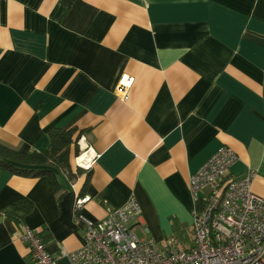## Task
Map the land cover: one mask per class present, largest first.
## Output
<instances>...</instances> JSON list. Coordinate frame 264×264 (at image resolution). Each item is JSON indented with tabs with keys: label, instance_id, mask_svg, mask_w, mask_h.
Returning a JSON list of instances; mask_svg holds the SVG:
<instances>
[{
	"label": "crops",
	"instance_id": "0c3cea01",
	"mask_svg": "<svg viewBox=\"0 0 264 264\" xmlns=\"http://www.w3.org/2000/svg\"><path fill=\"white\" fill-rule=\"evenodd\" d=\"M52 127L78 136L71 172L52 169L53 189L0 169V264H33L25 227L51 254L78 250L83 196L102 219L134 194L139 237L191 246L189 176L221 146L238 156L230 176L252 168L264 196V0H0V143L44 151ZM82 149L95 155L78 169Z\"/></svg>",
	"mask_w": 264,
	"mask_h": 264
},
{
	"label": "built area",
	"instance_id": "2783aa9c",
	"mask_svg": "<svg viewBox=\"0 0 264 264\" xmlns=\"http://www.w3.org/2000/svg\"><path fill=\"white\" fill-rule=\"evenodd\" d=\"M130 84V77L121 78L116 89L121 98ZM94 155L82 149L75 163L89 168ZM237 159L231 148L221 146L189 176L193 199L189 247L167 249L150 237H139L134 227L141 222V207L134 194L123 205L108 208L102 219L83 214L88 197L77 198L75 213L85 230L76 251L51 254L39 233L28 227L18 237L29 248L33 264H57L62 256L69 264H264V196L252 191V168L230 176ZM142 230L148 232L147 227Z\"/></svg>",
	"mask_w": 264,
	"mask_h": 264
},
{
	"label": "trees",
	"instance_id": "16d2710c",
	"mask_svg": "<svg viewBox=\"0 0 264 264\" xmlns=\"http://www.w3.org/2000/svg\"><path fill=\"white\" fill-rule=\"evenodd\" d=\"M75 129H61L52 127L47 133L49 146L44 151L20 152L0 143V169H8L15 173L47 176L56 188V180L52 169L66 171L70 174V150L76 146L78 136L73 137ZM78 147V146H77ZM76 156V154L74 155ZM78 169L79 167L76 166ZM32 209L29 200L17 202L10 214L18 219Z\"/></svg>",
	"mask_w": 264,
	"mask_h": 264
},
{
	"label": "bare ground",
	"instance_id": "6f19581e",
	"mask_svg": "<svg viewBox=\"0 0 264 264\" xmlns=\"http://www.w3.org/2000/svg\"><path fill=\"white\" fill-rule=\"evenodd\" d=\"M82 159H79L78 161H81Z\"/></svg>",
	"mask_w": 264,
	"mask_h": 264
},
{
	"label": "rangeland",
	"instance_id": "374dc122",
	"mask_svg": "<svg viewBox=\"0 0 264 264\" xmlns=\"http://www.w3.org/2000/svg\"><path fill=\"white\" fill-rule=\"evenodd\" d=\"M139 233V232H138Z\"/></svg>",
	"mask_w": 264,
	"mask_h": 264
}]
</instances>
